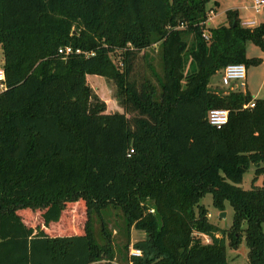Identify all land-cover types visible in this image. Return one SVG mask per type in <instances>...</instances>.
<instances>
[{
    "label": "trees",
    "instance_id": "trees-1",
    "mask_svg": "<svg viewBox=\"0 0 264 264\" xmlns=\"http://www.w3.org/2000/svg\"><path fill=\"white\" fill-rule=\"evenodd\" d=\"M218 1L0 0V264H232L227 248L243 238L247 264H264V98L208 88L227 66L262 62L246 45L264 50V22L246 27L227 11L229 24L205 34ZM155 46L161 72L144 59L156 81L136 78L135 59ZM89 75L116 83L123 113H106ZM215 109L229 112L220 129L208 120ZM207 194L217 211L231 206L229 228L209 220ZM80 201L84 233L51 237L21 217L43 211L46 226ZM109 207L129 234L145 233L133 245L141 256L116 260Z\"/></svg>",
    "mask_w": 264,
    "mask_h": 264
},
{
    "label": "rangeland",
    "instance_id": "rangeland-1",
    "mask_svg": "<svg viewBox=\"0 0 264 264\" xmlns=\"http://www.w3.org/2000/svg\"><path fill=\"white\" fill-rule=\"evenodd\" d=\"M214 1L210 2L211 7H215L213 4ZM218 3L219 9L218 12L209 17L211 19L208 21L207 29L205 30V34H208V29H213L219 27V25H227L229 21H227L226 13L227 11H238V17L242 22H253L256 25L264 22V10L257 12L254 8V0H219ZM244 26V24H242ZM253 28V27H251ZM246 54L249 58H261L262 62L257 66H249L247 70V88L249 93L256 98L257 91L261 88V92H264V50H262L259 46L255 45L253 42L249 41L246 45ZM152 61V65L157 74L161 72V59L159 46L148 48V50L141 52L137 58L135 59V77L140 79V76H147L156 81V78L151 74L150 68L147 66V60ZM3 60V51L0 47V61ZM118 63V58L114 59ZM221 74H216L212 77L210 84L208 86L209 90L216 93H227L232 87L227 88V86H223L221 83ZM88 84L91 87L93 94L99 98L105 104L106 113L120 112L123 113L122 99L118 95L117 85L114 81H109L101 76H91L87 77ZM241 90H245L244 87H240ZM4 89L0 88V92ZM239 90V89H237ZM259 92V91H258ZM264 94V93H263ZM261 97H264V95ZM134 113L127 114V117L132 119L134 117ZM249 170L243 175L242 183L240 185L241 188L250 189L252 188V180L255 176L256 167L250 165ZM256 185H262V176L255 183ZM206 209L209 212V220L215 224H217L222 229L229 228L232 224V215L233 211L231 206L228 204L225 208V217L221 218L220 214L222 212L217 211L212 203V195L207 194L201 201ZM43 211L40 210H26L21 212V217L25 224L31 226L35 229H42L51 237H57L62 235H68L72 233H84V222L87 219V209L84 204V201H80L77 203H67L65 205V209L62 212V216L60 221L57 223H50L48 225L43 226L42 220ZM101 217L104 219L106 224H108L109 231L112 233V242L114 244V254L116 260L119 261L122 258H125L126 255H130L135 242L139 240H143L145 238V233L138 229L132 228L130 234L128 233V229L126 227L125 218L122 210L119 207H109L108 209L101 212ZM92 223L94 224L95 236L98 242H101L100 237V216L99 214H93L91 217ZM245 227V225H244ZM264 232V223L262 225ZM129 235V240L131 241V245L128 249V252L125 250V246L128 243L127 237ZM204 243L210 242V239L205 237L202 238ZM247 245L245 238H243L241 245L237 250L227 248V259L229 263L232 264H247L248 256H247Z\"/></svg>",
    "mask_w": 264,
    "mask_h": 264
},
{
    "label": "built area",
    "instance_id": "built-area-1",
    "mask_svg": "<svg viewBox=\"0 0 264 264\" xmlns=\"http://www.w3.org/2000/svg\"><path fill=\"white\" fill-rule=\"evenodd\" d=\"M254 8L256 9L257 12H260L261 10H264V0H254ZM244 25L246 27H250L253 26L254 23L253 22H247L244 23ZM71 49L67 48L65 50L66 54L71 53ZM77 53L80 52V50H76ZM60 53H63V49L60 50ZM246 68L244 64H236V65H230L225 67L222 71H221V83L223 86H227V87H234L236 85H238V89L240 87H244L245 86V80H246ZM4 71L0 70V88L5 87L4 84ZM246 107H254V102L249 103L248 105H245L244 108ZM209 116H208V120L210 125L216 127L217 129H220L225 123H227L228 118H229V112L226 109H215V110H211L209 111ZM142 252L140 249H132L131 251V255L132 256H141Z\"/></svg>",
    "mask_w": 264,
    "mask_h": 264
},
{
    "label": "crops",
    "instance_id": "crops-1",
    "mask_svg": "<svg viewBox=\"0 0 264 264\" xmlns=\"http://www.w3.org/2000/svg\"><path fill=\"white\" fill-rule=\"evenodd\" d=\"M217 12H218V9H217V11L214 13V15H215ZM212 15H213V13H211V16H212ZM210 19H211V17L208 18V21H209ZM208 21H207V22H208ZM240 21H241V20H240ZM241 23L244 24L245 22H242V21H241ZM244 26H245V25H244ZM250 27H256V26H255V24H254L253 26H250ZM0 70H3V60L0 61ZM247 70H248V69H246V75H247ZM220 76H221V75H220ZM87 77H89V76H87ZM247 79H248V75L246 76V81H245V84H246V85H245V90H243V91H248V88H247ZM227 88H229V87H227ZM232 88H233V89H231V90H237V89H238V85H236V86H234V87H232ZM260 89H261V88L258 89L259 92L257 91V95H256V98H255V99H258V98H264V97H261V95H262L264 92H263V93H260L261 90H262V89H261V90H260ZM248 92H249V91H248ZM263 95H264V94H263Z\"/></svg>",
    "mask_w": 264,
    "mask_h": 264
},
{
    "label": "water",
    "instance_id": "water-1",
    "mask_svg": "<svg viewBox=\"0 0 264 264\" xmlns=\"http://www.w3.org/2000/svg\"><path fill=\"white\" fill-rule=\"evenodd\" d=\"M220 217H221V218H224V217H225V213L222 212V213L220 214Z\"/></svg>",
    "mask_w": 264,
    "mask_h": 264
}]
</instances>
